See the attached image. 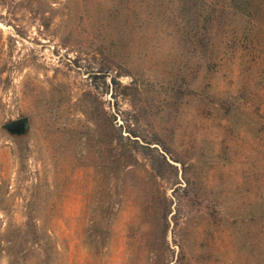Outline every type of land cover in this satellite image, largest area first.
Wrapping results in <instances>:
<instances>
[{
  "label": "rangeland",
  "instance_id": "1",
  "mask_svg": "<svg viewBox=\"0 0 264 264\" xmlns=\"http://www.w3.org/2000/svg\"><path fill=\"white\" fill-rule=\"evenodd\" d=\"M0 249L264 264V0H0Z\"/></svg>",
  "mask_w": 264,
  "mask_h": 264
},
{
  "label": "water",
  "instance_id": "2",
  "mask_svg": "<svg viewBox=\"0 0 264 264\" xmlns=\"http://www.w3.org/2000/svg\"><path fill=\"white\" fill-rule=\"evenodd\" d=\"M28 123L26 118H21L5 125V128L12 132H23L27 129Z\"/></svg>",
  "mask_w": 264,
  "mask_h": 264
},
{
  "label": "built area",
  "instance_id": "3",
  "mask_svg": "<svg viewBox=\"0 0 264 264\" xmlns=\"http://www.w3.org/2000/svg\"><path fill=\"white\" fill-rule=\"evenodd\" d=\"M2 255H3V252H2V250L0 249V264H11V263H8V262H4V261L2 260Z\"/></svg>",
  "mask_w": 264,
  "mask_h": 264
}]
</instances>
